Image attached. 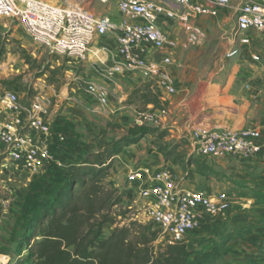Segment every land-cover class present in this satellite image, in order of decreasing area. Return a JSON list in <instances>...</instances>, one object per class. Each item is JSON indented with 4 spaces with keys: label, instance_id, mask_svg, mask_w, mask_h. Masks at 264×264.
Returning a JSON list of instances; mask_svg holds the SVG:
<instances>
[{
    "label": "rangeland",
    "instance_id": "374dc122",
    "mask_svg": "<svg viewBox=\"0 0 264 264\" xmlns=\"http://www.w3.org/2000/svg\"><path fill=\"white\" fill-rule=\"evenodd\" d=\"M240 2L230 0L229 6L219 8V12L225 8L220 15L204 16L207 22L219 19V27L215 22H206L202 40L181 59V67L175 72L178 93L170 97L134 74L107 75L116 47L112 34L97 38L84 57L74 58L52 53L35 42L19 21L0 18V92L15 91L27 101L41 91L47 100L51 130L62 138L57 141L61 166L40 176L28 180L13 166L0 164V264L2 259L7 264L18 258L30 261L28 224L36 219L40 205L66 186L65 174L86 165L98 169L100 161L110 162L101 174V185L113 191V200L118 199L111 209L113 223L102 226L103 237L116 225L131 221L126 208L137 186L127 182L131 171L140 166L168 165L186 187L224 191L232 200L225 218H209L191 234L186 243L189 249L209 250L211 244L199 245L197 241L224 234L227 239L220 253L225 260L231 264H264V162L239 156L215 159L193 153L186 134L188 126L210 109L224 112V116L232 114L229 108L200 100L187 111L176 99V93L202 98L204 87L215 81L230 85L234 91L246 90L254 97L245 126L257 127L264 142V33L251 31L248 44L238 42L235 22ZM116 3L117 0H97L98 12L118 18ZM101 46L105 49L98 60L94 53ZM232 48L238 52L229 57ZM89 84L106 91V103L88 92ZM156 109H166L161 124L137 122L143 112ZM195 109L198 113L193 119L178 125ZM108 157L111 158L106 160ZM164 246L153 242L155 250L162 251Z\"/></svg>",
    "mask_w": 264,
    "mask_h": 264
},
{
    "label": "built area",
    "instance_id": "2783aa9c",
    "mask_svg": "<svg viewBox=\"0 0 264 264\" xmlns=\"http://www.w3.org/2000/svg\"><path fill=\"white\" fill-rule=\"evenodd\" d=\"M82 4V0H62L59 4L46 0H0V18L19 21L30 38L60 56L82 58L97 38L112 34L116 47L107 75L134 74L167 97L176 91L169 71L177 64L174 51L197 43L202 37L199 18L217 16L219 8L229 6L230 0H117L118 18L95 15ZM236 11L235 35L240 44L249 43L251 31L264 33V0H241ZM163 18L173 21L185 33L182 42L163 30ZM103 49L104 46L97 48L100 56ZM237 52V48H232L228 56ZM87 88L100 103H106L104 89L95 84ZM165 115L166 109L143 112L137 122L158 125ZM186 134L192 152L199 156H239L264 162V142L257 127L198 122L189 125ZM61 139L51 130L47 100L41 91L27 101L15 91L0 92L2 166H13L28 180L40 176L61 166L57 157V141ZM127 182L137 184L126 208L130 222L151 225L158 232L156 243L163 245L187 242L209 218H225L232 207L228 193L188 188L164 166L137 167L127 176Z\"/></svg>",
    "mask_w": 264,
    "mask_h": 264
},
{
    "label": "trees",
    "instance_id": "16d2710c",
    "mask_svg": "<svg viewBox=\"0 0 264 264\" xmlns=\"http://www.w3.org/2000/svg\"><path fill=\"white\" fill-rule=\"evenodd\" d=\"M109 163L100 161L98 169L86 165L65 174L66 186L48 196L28 224L30 261L18 258L9 264H231L220 253L227 239L224 234L197 241L211 244L209 250L189 249L186 243L191 235L187 242L155 250L157 230L133 221L116 225L103 237L102 226L113 223L111 209L118 202L112 198L113 191L101 185V174Z\"/></svg>",
    "mask_w": 264,
    "mask_h": 264
},
{
    "label": "crops",
    "instance_id": "0c3cea01",
    "mask_svg": "<svg viewBox=\"0 0 264 264\" xmlns=\"http://www.w3.org/2000/svg\"><path fill=\"white\" fill-rule=\"evenodd\" d=\"M53 2V0H50ZM83 6L89 10L90 12L94 13L95 15L103 14L98 12V4L97 0H82ZM225 10V8L221 9L219 12V15L222 13V11ZM208 17H200L197 25L200 27L201 32H202V37H204L205 30L207 29L206 22H207ZM216 23V25H219V19H213V20H208L209 23ZM161 27L163 30L170 35L172 38H175L177 42H182L185 39V33L180 29L177 28L173 21L167 20L163 18L161 21ZM219 27V26H218ZM202 37L200 40H202ZM200 40L188 46V48L183 49V48H177L174 51V60L176 61L177 64L171 66L169 68V71L171 75L174 77L175 80V86L177 89V77L175 76L176 70H179L178 68L181 67V59L185 56V53L191 46H194L200 42ZM231 57V56H229ZM177 92V91H175ZM178 93V92H177ZM176 93V99L178 101V104H182L184 107L188 108L186 109L187 111L191 109V107L196 106V101L200 100L201 102H207V104H211L214 106L218 107H226L229 108L231 111L232 116H224V112L216 111L215 109H210L209 113H203L199 118H197L195 123H204L207 125L211 126H225V127H234V128H240L243 127L246 124V121L249 119V112H248V107L249 104L252 101L251 99L254 97V94L247 92L246 90L243 92H239V90L234 91L231 89L230 85H225L223 84H218L216 81L207 86L206 88L204 87L203 90V96L202 98H188L187 94H177ZM175 94V93H174ZM173 94V95H174ZM172 96V95H171ZM170 97V96H167ZM206 104V103H205ZM198 111L196 109L194 111H189V114L186 115V117H183V120H180L179 124L187 123L188 120L193 119L195 115H197ZM222 113V114H221ZM217 116V117H216ZM185 121V122H184ZM250 123V122H247ZM168 168L169 166L166 165ZM171 169V168H169ZM172 172L175 174L176 171L171 169Z\"/></svg>",
    "mask_w": 264,
    "mask_h": 264
},
{
    "label": "bare ground",
    "instance_id": "6f19581e",
    "mask_svg": "<svg viewBox=\"0 0 264 264\" xmlns=\"http://www.w3.org/2000/svg\"><path fill=\"white\" fill-rule=\"evenodd\" d=\"M98 53H99V50L96 49V51H95V53H94L95 56H98V57H99L100 55H99ZM5 258H6V257H5ZM2 262H3V264H7V261H6V260H3V259H2Z\"/></svg>",
    "mask_w": 264,
    "mask_h": 264
}]
</instances>
